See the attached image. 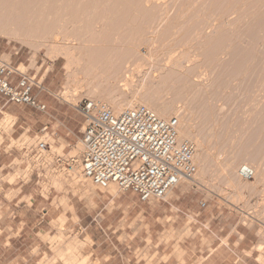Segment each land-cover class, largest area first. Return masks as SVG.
I'll return each mask as SVG.
<instances>
[{"label":"rangeland","instance_id":"1","mask_svg":"<svg viewBox=\"0 0 264 264\" xmlns=\"http://www.w3.org/2000/svg\"><path fill=\"white\" fill-rule=\"evenodd\" d=\"M84 1L86 6L75 1L80 8H74L64 0L61 12L69 16L83 4L91 17L81 10V19L87 15L91 22L97 15L93 20L100 18L98 25L93 22L95 28L88 32L81 27L89 21L85 18L77 27L71 25L76 32L70 26L66 30L83 34L82 38L93 33L90 45L98 49L88 53L76 44L78 58L70 70L63 67L62 58L47 55L46 44L33 50L0 34V58L34 75L49 101L45 113L17 105L26 107L22 115L32 121L41 115L52 120L44 160H30L25 169L22 159H15L13 169L0 173L5 187L28 180L31 205L27 227L0 224L1 231L28 232L27 238L16 241L17 255H1L0 264L12 258L16 264H102L103 249L122 255L120 264H207L209 259L264 264V0ZM102 46L111 50L105 53ZM175 56L178 64L185 63L183 69L168 62ZM125 59L132 64L127 70ZM136 64L143 68L125 88L122 82ZM116 97L135 99L134 105L153 111L154 105L165 102L170 113L165 117L176 116L180 137L195 144L197 173L164 200L143 202L114 185L95 186L68 164L78 152L84 124L75 106L83 99L108 103L107 98ZM6 116L0 114V154L14 150L22 154V148L33 147L40 135L25 126L15 136V120L9 117L5 125ZM242 164L254 168L251 180L239 179ZM5 187L2 204L16 194ZM200 201L206 207L201 208ZM4 207L1 210L10 212ZM210 212L214 216L220 212L223 218L203 221ZM4 217L1 212L0 220ZM91 233L106 240L94 239L93 244ZM10 242L0 239V249ZM95 244L99 256L90 253ZM158 248L166 250L158 255Z\"/></svg>","mask_w":264,"mask_h":264},{"label":"built area","instance_id":"2","mask_svg":"<svg viewBox=\"0 0 264 264\" xmlns=\"http://www.w3.org/2000/svg\"><path fill=\"white\" fill-rule=\"evenodd\" d=\"M44 91L34 75L0 58L3 106L26 105L44 113L48 107L38 97ZM75 109L84 119L80 135L82 149L69 158L68 164L77 167L93 185H114L119 191L136 194L143 202L164 200L182 181L193 179L197 173L195 144L180 137L176 116L160 117L145 105L116 110L98 98L83 99ZM48 129V124L42 126L36 144L22 148L25 169L30 160H44ZM237 175L243 181L251 180L255 170L249 164H242ZM199 206L206 207V202L200 201Z\"/></svg>","mask_w":264,"mask_h":264},{"label":"bare ground","instance_id":"3","mask_svg":"<svg viewBox=\"0 0 264 264\" xmlns=\"http://www.w3.org/2000/svg\"><path fill=\"white\" fill-rule=\"evenodd\" d=\"M67 1L69 2V0H66V2ZM70 1L72 3L71 2L70 3L67 2V3L69 5L70 4L73 5V3H75V1H78V2H76V4H78V3L81 4V3H83L84 0L83 1L82 0H75V1L70 0ZM59 2L65 3L64 0L63 1H61V0L60 1L59 0H0V34L6 36V38H9V40L12 39V38H15L16 41L18 40L17 42H19L21 45H23V46H25L27 48L33 49V50L38 49L37 47L42 45V44H44V45L46 44V46H47V55L51 59L62 58L64 60V66L63 67L66 70H70L71 69V65L74 64L76 62V59L78 58L77 57L78 53L76 52V50H77L76 44H78V48H80V47L85 48V51H87L88 53H90L94 49H98V46H97V48H94V47H96L95 46L96 44L94 45V47L92 45H90V43L93 42L92 40H95L94 37H93L94 39L90 38L91 35L93 36V33L92 34L88 33L89 37H86L87 36L86 35L83 38H82L83 34L80 37V35H76L77 33H75L77 31V28H74V27H77L76 25H78V24L82 23L83 21H85V18L87 20H89L90 17H91L89 15L90 14L89 11L87 9H85L84 7H83L84 9L82 8V5L85 4V3H83L81 5V10L84 11L83 13H88L87 15L90 16V17H88L85 14L86 17L83 16L84 19L83 18L81 19L82 16L80 15V13H82V12H81L80 9H77L80 6V4H78L79 6L78 5L76 6V4H74L77 7L76 8V10H78L77 13L79 12L80 16L78 14L76 16V14L74 12L76 10H70V9H69L70 12L72 13V11H73L74 14L72 13V15H71V13L69 12L70 15L66 16V15H64L65 12H61V11H63V9H65L64 7H66V5H63V3H62L61 4L62 7H61V5L59 6V4H58ZM91 2H94V1L91 0ZM72 5L70 6V8L72 7ZM74 5H73V7H74ZM84 6H86V4ZM68 7L69 6H67V8ZM73 7L71 9H73ZM60 8H62V9H60ZM85 10H87L88 12L87 11L85 12ZM100 13H101L100 15L102 16V12H100ZM96 17H97V15H96ZM95 18H91L92 19L91 22H90V20L89 21H85L87 23H82L81 27H83V25H84L86 28L90 29V31H88L84 27L86 32L87 31L91 32V30H94L93 28H95V27H93V25L94 24H95L94 26H96V24L98 25V23L100 21V18H98V20H99L98 22L94 21L93 19H95ZM102 20L103 19L101 17V21ZM93 22H94V24H93ZM71 25L72 26L75 25V26L71 27ZM69 26H70V28H72V29L74 28V30H75V32H74V30L71 29V31H73V33L70 31L72 34L71 33L68 34L69 31L66 30V29H69ZM81 27H79V29ZM79 29H78V31H79ZM84 29H83V31H85ZM60 30H62V31H60ZM65 31H68V32L66 33ZM80 31L82 32V30H80ZM95 36H98V38H99V35H95ZM99 43H100V41H99ZM115 47H116V45H115ZM128 48H129V46H128ZM100 49H102L103 51L105 50V53L107 51L111 50V49H109V50L108 49H103V46ZM78 50L80 51V49H78ZM112 50H113V48H112ZM134 51H135V48H134ZM83 52H82V54H83ZM92 54L93 53H91V55ZM108 54H110V53H108ZM86 55H88V54L86 53ZM111 55H112V53H111ZM104 57H106V56H104ZM144 57H147V56H144ZM88 58H90L89 55H88ZM169 58H167V59H169ZM177 58L178 57H176V59L175 58L174 59L170 58L168 62L171 65H173V66L176 65V67H178L181 70L186 65H185V63L184 64H178V62L176 61ZM167 59L165 61L166 64L168 63ZM130 62L131 61L129 59L127 61H126V59L124 60L123 64H125V68H126L125 70L129 69V67L132 66V64H130ZM166 64L164 63V65H166ZM133 66L134 67H132L129 70L130 73H127L129 75H126V73H125V75H126L125 78H127V79H125L124 82H122L123 84L121 83L122 86H124L125 88H128L129 82H131L133 80V78L135 77V73L138 72V71L140 72V68L142 67V64H136V65H133ZM149 66H151V65H149ZM176 67H174V68H176ZM117 70H119V69H117ZM148 72L150 73V71H148ZM146 76H147V73H146ZM142 85H143V83L140 84V87H142ZM108 98H107L108 104L109 105L111 104L113 106V108L116 109V110H120V109H122V108H124L126 106H133L135 104V102H136V100L132 99V98H131L132 100L128 99L126 101L123 100V98H119L118 99L116 97L117 100L108 99ZM153 103L154 102L152 101V104ZM147 104H149V102H147ZM154 106H155L154 108H156L155 109L156 111H154V112H157L160 116L165 117V116H168L170 114V113L166 112L167 111L166 110L167 105H166L165 102H160V103H158V105L156 104ZM6 114H7L6 118L4 119V121H2V123H4L5 125L8 124L7 122H9V117H12L10 114H8V113H6ZM183 132H184V134L186 133L185 131H183ZM181 134H183V133L181 132ZM78 145H79V147L77 146L78 147L77 154L82 149V143L79 141ZM80 177L84 178L81 174H80ZM186 180H191V179H186ZM107 185H111V184H107ZM107 185H103V186H107ZM74 260L75 259L71 257V261L70 262H73Z\"/></svg>","mask_w":264,"mask_h":264},{"label":"crops","instance_id":"4","mask_svg":"<svg viewBox=\"0 0 264 264\" xmlns=\"http://www.w3.org/2000/svg\"><path fill=\"white\" fill-rule=\"evenodd\" d=\"M39 99L44 102L47 106L49 104L48 98H46L45 95L39 93L38 94ZM28 107V106H27ZM50 107V105H49ZM25 106H17V104H7L5 106L2 105V100L0 98V114L8 113L10 115H12V117L14 118V123H13V134L19 135V133L21 132L22 129L25 128V126L30 127L31 131H35L37 134L39 133V130L41 129L42 126H44L45 124L50 125V122L52 120L46 118V115H41L39 116L36 121H32V119L30 118H25L22 115V111L25 109ZM35 110V109H34ZM38 113H43L40 111L35 110ZM45 113V112H44ZM48 116L51 119H55V117L51 114H48ZM42 125V126H41ZM41 126V127H40ZM40 127V128H39ZM38 129V130H37ZM22 155L20 153L19 150H14V151H10L8 153L5 154H0V173L4 172L7 169H13L11 167V165L13 164L15 159L21 158ZM22 159V158H21ZM6 184H0V202L1 199L4 197V195H1V192L5 191L4 187ZM7 190L10 191H15L16 194L13 195V197L10 200H6L5 203H0V213H3V216H5L3 220H0V224L3 225L5 223L11 224V225H15V224H22L24 226L27 227L28 225V209L31 210V205H28V180H24V179H18L15 181V183L9 184V186L5 187ZM30 204H32V202L30 201ZM2 206H5V209H10V212H6L1 210ZM103 207L99 210V212H95V214L98 216L99 214H102V212L105 210ZM92 211L89 213L90 216L92 215ZM106 213V212H104ZM222 213L217 212V214L214 216L212 214V212H210V217L207 219H204L203 221H211L213 218H223V215H221ZM96 220V217H95ZM214 225H218L215 221H212ZM28 237V232H24V233H19V232H15V231H1L0 230V239L2 240H7V241H13L10 242V245L8 247H3L2 249H0V256L8 253L9 255H14L16 256V250L17 248L15 247L16 245V241L19 240L18 238H27ZM90 238L92 240V243L94 244V239L95 240H106L105 237L103 238L102 235L96 236L93 233L90 234ZM102 243V242H101ZM100 243V244H101ZM96 247H92L90 250L91 255H95V256H99L102 253H98L97 254V250H98V244H95ZM100 246V245H99ZM166 249L165 248H158V250L156 252H158V255H161ZM103 252H105V256H99L101 259H103L102 264H120V260L118 259V257L122 256L120 254H114V252L110 249H103ZM211 256V255H209ZM216 260V259H215ZM214 259H209L207 264H210V262H213L211 264H223L221 263H216L217 261H215ZM8 264H16V258H12L8 261ZM165 264V263H162Z\"/></svg>","mask_w":264,"mask_h":264}]
</instances>
